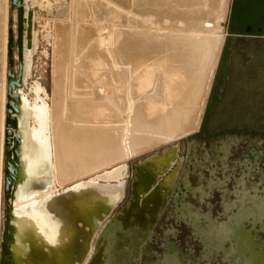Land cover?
I'll use <instances>...</instances> for the list:
<instances>
[{
    "label": "bare ground",
    "instance_id": "bare-ground-1",
    "mask_svg": "<svg viewBox=\"0 0 264 264\" xmlns=\"http://www.w3.org/2000/svg\"><path fill=\"white\" fill-rule=\"evenodd\" d=\"M230 1L72 0L69 21L53 23V33H48L52 39L50 102L40 84H31L29 87L35 91L31 103L41 110V115L40 118L33 116L27 124L24 87L33 75V53L38 42L37 26L34 27L36 15L28 0H24L25 16L28 17L29 11L33 15L30 39L28 22L25 23L23 75L21 85L15 88L20 97V112L16 114L18 128L14 135L21 139L19 180L10 200L15 216L12 221L19 227L13 245L15 261L25 253L24 238L34 240L38 232L29 226L28 230L24 229L30 221L42 226V230L38 229L45 235L38 236L43 242L58 244L63 238L72 239V236H76L78 242L86 239L81 232H75V227H82L80 217L78 226L62 227L63 217L57 212L62 211L61 197L63 201L70 200L65 194H79V216L87 215L93 208L89 206L95 202L91 193L97 192L103 199L98 205L103 203L110 208L119 204L125 196L130 173L134 174L129 163L124 162L199 128L225 40L222 38ZM42 2L31 0L32 4L42 5ZM5 6V0H0V48H4L2 52L7 57V61H3L7 76L11 27L6 22ZM162 7L176 13L159 20L161 12L156 9ZM12 18L17 20V9ZM189 21L193 22L191 26ZM94 26L96 35L92 34ZM13 27L16 28V24ZM16 52L15 59H19L18 49ZM4 82L8 84V79L1 83L3 100L7 95ZM3 100L0 109V206L4 204L7 129L4 111L7 103ZM35 131L41 141L31 136ZM11 138L10 147L15 137ZM153 160L143 166H166L168 159L166 156L156 159L157 162ZM257 186L254 181L252 188ZM143 192L142 189L138 191V197ZM98 225L97 245L90 244L82 264H89L95 249L102 247L121 226L119 220L113 221L100 238L105 223L98 222Z\"/></svg>",
    "mask_w": 264,
    "mask_h": 264
},
{
    "label": "rangeland",
    "instance_id": "rangeland-1",
    "mask_svg": "<svg viewBox=\"0 0 264 264\" xmlns=\"http://www.w3.org/2000/svg\"><path fill=\"white\" fill-rule=\"evenodd\" d=\"M28 3L36 15L34 19V27L37 26L35 27V30L38 43L37 48L33 53V75L28 79L27 85L24 87V92L26 93L24 103L26 107L27 124L30 123L33 116L40 118L41 115V110L37 109L36 105L31 103V99L35 97V91L31 90V87H29L31 84L34 82L40 84L47 93L45 96L46 99L50 102V95L53 87L51 78L52 39L51 36L48 37V33L49 35L53 33V25L55 22L60 23L66 20L69 21L68 9L72 5V0H43L42 5L32 4L31 0H28ZM5 5L4 10L6 13L5 15H7V25L9 24L8 27H12L15 35H17V20H13L12 24L10 23V19L13 17L16 9L10 7V0H5ZM156 10L161 12V14H158L159 20H161L160 18H165L176 13L169 11L167 7L157 8ZM240 15L245 17L244 22L246 24H252L257 28L258 23L263 24L264 22V0L230 1V9L225 24V31L222 30V39L224 40L225 38V40L221 48L222 50L219 55L218 64L214 69L215 73H213L210 83L211 88L217 81L216 73L219 69V64L223 61H221L222 54L224 53L225 55L223 58L224 64L226 61V55L229 53L227 45L229 39L232 37L230 36L229 26L232 22H235ZM14 24H16V28L13 27ZM192 24L193 22H188V25L191 26ZM92 34H97L96 26L92 28ZM2 49L4 48L1 46L0 89H2L1 83L3 84V81L7 80V66L4 63L7 61V57H5V53L2 52L5 50ZM16 51L17 48L14 47L15 64L13 70L15 69V73L18 72L19 60L18 58L15 59V54H17ZM4 84L6 85L5 94H7L8 84L5 82ZM211 88H209L208 91L207 101ZM1 93L0 90V94ZM1 96L2 94L0 95V105L2 104L1 100H3V96ZM5 96L6 99L4 98L5 100L3 101L6 104L9 101L8 96ZM207 101H205L201 122ZM1 107L2 105L0 106V109L2 110ZM6 107L7 106L4 107V111L7 114ZM3 123L5 124V119ZM4 124L3 126L5 128ZM198 131L199 128L188 135L170 141V143H163L164 145L160 144L161 146L158 145L153 147L151 148L153 150L150 149V151L148 150L130 160H127V162H124L129 163L130 169L132 165L137 166V170L132 169L135 174H133L132 177L135 179L139 178L140 182L137 184L138 186H132V182L129 181L131 178L130 173L123 201L120 204L115 203L110 208L107 205L105 206V204L100 203L94 212L95 214H102L105 213L106 210H109L113 213L118 208L128 205L129 200L135 202L128 213L131 217L124 218L127 226L124 227V224L120 221V228H117V231L108 242L110 247L106 249L108 252L107 256L108 259L110 258V262H112L113 259V264H264V222L259 220V218L262 220L264 219V207H262V204L264 205V181L260 184V192L263 193L255 192L252 195V201L254 202L255 199L257 201L254 205L252 203L248 205L249 201H244L245 203H242L240 207H234L233 210L236 211L237 214L235 213V215L231 216L234 220L230 229L232 230L231 233L234 235L232 239H225L221 232H217L218 234L211 235L210 237L206 233L204 234L202 230V224H204V226H209L211 224L208 217L210 212H212L213 218L222 217L218 216L221 215L220 213H223L220 201L223 194L218 191L230 189L232 191L231 193L237 194L238 189L242 188L246 179L247 181L249 179L248 176H244L243 171L255 175L256 180L258 181L261 179V173H264V144H240L238 141H233L231 142V146L234 143L237 147H230V151L223 152L222 150H226L223 142H214L213 147L211 148L216 151L215 158H210L208 162L203 161V163L194 165V168H192L188 166L189 161L187 156L196 149V145L191 144V142L193 139H197L200 136ZM31 136L34 138L39 137L40 141L42 140L41 136L38 135L36 131L31 134ZM49 149V153L51 154V146ZM205 149L207 151L209 148L205 147ZM227 152L232 153L233 156H228ZM166 156L168 159L167 162H165L166 166H158L156 164H149V167L143 166L148 161L154 159L153 162H157L156 159H163ZM194 164L196 163L194 162ZM254 180L252 181L254 182ZM154 185L155 187L157 185V192L151 194L145 202L142 201L137 204L136 200L138 199V191L141 189L146 190ZM186 186H189L190 188L194 187L195 190L193 191L195 193H192V191L190 192V190L188 193L185 188ZM213 193L215 194L214 197H217L215 200H219V203L211 207V203H215L212 201L213 199H211ZM179 194L182 196H179ZM201 194H204L205 198H202ZM175 195H178V200L179 198L182 200L176 202V205H173ZM69 197L70 200L63 201L61 199L63 202L60 201L62 203L61 208L64 209H62L61 212H57V214L63 217L61 223L62 227L68 225L74 228V226L79 225L77 222L80 217L78 198H75L72 195H69ZM231 198L233 199L234 197ZM231 198L226 197V200ZM150 199H153L152 201L154 202V205L149 202ZM2 200L4 201V192H2ZM65 204H67V206ZM174 208L176 209V212L173 211ZM0 209L3 211L4 204L0 206ZM255 211H257V213L261 211L262 214L255 217L253 214ZM179 213L184 214V216L178 215ZM3 215L2 223L4 220ZM132 216H134V219ZM253 219L257 224H253L251 221ZM186 222L189 223L190 226L184 225ZM258 222H260V224ZM151 223L152 225H150ZM26 224L29 225H24V229L28 230L30 227L31 230H36L38 232L33 236L34 240H28L26 237L24 238V242H26L27 245L26 248H23L25 253L18 257L19 264H77L80 259L85 260L87 256V253H85V247L90 238L88 226L86 228L81 227V230L76 229L75 227V232H81V235L86 238L81 242H78L76 236L75 238L72 237V239L70 237L63 238V242H59L58 244L53 242L52 245H55V247L52 249L49 248V251H46L45 245L48 243L40 240L38 236L45 235L43 234V231H40L42 230V226L35 221H30ZM82 224L83 222L81 225ZM194 226L199 227L201 230L200 232L203 233V237L193 233L194 229L192 227ZM38 228H40V230ZM191 231H193V234ZM78 233L75 234L78 235ZM137 235H140V246H138ZM63 236H65V234ZM143 246L144 248H142ZM71 250L75 251V260L71 259L72 257L69 255V251ZM96 257L97 258L90 264H103L106 255L104 253H99ZM163 259L166 260L164 261ZM105 264L111 263H109L108 260Z\"/></svg>",
    "mask_w": 264,
    "mask_h": 264
},
{
    "label": "flooded vegetation",
    "instance_id": "flooded-vegetation-1",
    "mask_svg": "<svg viewBox=\"0 0 264 264\" xmlns=\"http://www.w3.org/2000/svg\"><path fill=\"white\" fill-rule=\"evenodd\" d=\"M244 19L245 17L240 15L237 18V20L235 22H232L229 26L230 36H232L229 39L228 45H227L229 53L226 55V59H225L226 61L224 64H223V61H224L223 58L225 55L224 53L222 54L221 61L222 60L223 61L222 63L219 64V69L216 73L217 81H216V84H214L211 88L210 95L208 97V101L206 105V109L203 114V119L199 127L198 132L200 136L197 139H193L191 142V144L196 145V149L192 151L191 153H189V155L187 156L188 161H189L188 166L192 168H194V165H199L200 163H203V161L208 162L210 158H215L216 151L213 148H211L213 147L214 142L216 143L223 142L224 148H226V150H222L223 152L230 151L229 150L230 147H237V145H235L234 143L231 146V142L233 141H238L240 142V144H249V143L250 144L258 143L259 145L264 144V123L263 124L262 123L261 124H250L249 118L246 117L247 115H249V107L253 103L252 101H249L252 96H250L249 94V90L247 87L248 84H246L245 86L243 85L242 82L239 83L236 80L237 76H241L240 72H243V71L248 72L252 64L248 63L250 61L248 54H246L245 52L243 53L242 50L239 48H235V44H239V46L241 47L242 43H244L245 45L253 44V43L260 45L261 43H264V22L263 24L258 23L257 28H256L252 24L251 25L246 24L244 22L245 21ZM239 54L241 56L243 54L242 59L239 58ZM242 61L244 62L242 65H240L239 63H242ZM205 147L209 148L208 149L209 151L208 150L206 151ZM227 154L230 157L233 156L232 153L227 152ZM194 162L196 164H194ZM132 169L137 170V166L132 165L131 171H133ZM243 174L244 176L245 175L248 176L249 179L248 181L246 179V181L244 182L245 184L242 186V188L238 189L237 194L231 193L232 191L230 189H224V191H218L219 193L223 194L220 199L221 204H222L223 213H220L221 215L218 216V217L220 216L222 217L213 218L212 212H210L208 217H209V221L211 224L209 226L207 225L204 226V224H202L203 225L202 230L204 234L206 233L207 235L211 237V235H215L221 232V234L224 235L223 237H225V239H232V237L234 236L231 233L232 230H230L234 222L231 216L235 215V213L237 214V212L234 211L233 209L234 207H240L242 203H245L244 201H249L248 205H250L251 203L253 204L252 195L255 193V190H253L252 188L253 184L251 183L252 180H254L255 175L244 172V171H243ZM262 175L264 177L263 172L261 173V176ZM255 180H256V176H255ZM129 181L132 182L133 187L134 186L137 187L138 186L137 184L140 182L139 178L135 179L133 177ZM156 187L155 185L151 186L149 187V189L147 188V190H143L144 191L143 193H139L140 196L139 197L137 196L138 199L136 200L137 201L136 203L138 204V203H141L142 201L145 202V200H147L148 197L151 196V194H154L155 192H157ZM185 188L188 193H189V190L190 192L192 191V193H195L193 191L195 190V188H190L189 186H186ZM214 193L212 194L211 199H213L212 201H214L215 203L214 204L211 203V207L219 203V200H215L217 199V197H214L215 196ZM143 194L145 196H143ZM69 195H72L75 198L76 197L78 198L79 196L78 193H69ZM69 195L65 194L64 197L70 198ZM179 196H182V195L179 194ZM201 197L205 198L204 194H201ZM226 197L228 198L234 197V198L233 199L231 198L232 200L231 199L226 200ZM61 199L63 200L64 198L61 197ZM152 200L150 199L149 202L152 205H154V202ZM173 200H174L173 205H176V202L182 199L179 198L178 200V195H175V198ZM59 203H61L60 200H59ZM134 203H135L134 201L132 202V200L131 201L129 200L128 205H126L125 207H120L117 210H115L113 213L110 211H107L102 214H95L94 213L96 210L95 204H89V206L93 208H90L87 215H83V216L80 215L81 220L79 219L81 222H83L82 224L83 226L81 225L83 228H86L87 226L89 227L90 238L87 241V244L85 247L86 248L85 253L88 252L91 243H95V245H97L96 234L99 230L98 222H101V223L104 222L106 225L112 220L113 216L117 215L118 220L124 224V227L127 226V224H125L124 218L131 217L130 214L128 213ZM65 205L67 206V204ZM173 211L176 212V209L174 208ZM178 215L184 216V214H181V213H179ZM132 217L134 219V216ZM251 221L253 222V224H257L254 222V219ZM152 223L150 225H152ZM258 223L260 224V222ZM184 225L190 226L189 223L187 222ZM192 228L194 229V232L191 231V233L193 232L197 235H200V237H203V233L200 232L201 230L199 229V227L194 226ZM139 236L140 235H137L138 246H140ZM109 240H107L106 243L102 247L100 246V248L95 249L93 258L91 259L89 264L92 263V261H94L97 258L96 256L99 253H105L106 249L110 247L108 243ZM48 244L51 245V249L55 247V245H52L51 243H48ZM142 248H144V246ZM45 250L49 251V248H46ZM108 260H109V263L113 264L112 263L113 259H112V262H110V258L108 259L107 254H106V258L103 264L108 262ZM83 261L84 260L80 259L78 264H82Z\"/></svg>",
    "mask_w": 264,
    "mask_h": 264
},
{
    "label": "water",
    "instance_id": "water-1",
    "mask_svg": "<svg viewBox=\"0 0 264 264\" xmlns=\"http://www.w3.org/2000/svg\"><path fill=\"white\" fill-rule=\"evenodd\" d=\"M12 9H17V38H15L14 29L10 28V36L8 43V103H7V114H6V160H5V183H4V227L2 231V254L0 264H19L18 259L15 261L13 245L15 243L16 234L19 233V227L13 224V219L15 218L13 214V205L11 203V198L13 196V189L16 182L19 180V144L20 136L14 135V130L18 128V117L17 113L20 112L18 102L20 97L15 93V88L21 85L22 75H23V47H24V34H25V23L28 22V37H31L32 28V15L33 12L29 11L28 17L25 16V6L24 0H11L10 4ZM13 18L10 20L12 24ZM251 45V44H247ZM14 47L18 49V72L15 73L14 68ZM235 48H239V44H235ZM15 137L14 145L11 146V137ZM92 197L95 198V207L103 199L99 196L97 192L91 193ZM80 197V196H78ZM99 201V202H98ZM109 210H106L107 212ZM113 221H118V216H113L112 220L105 225L100 233V238H102L109 229V226ZM98 226V225H97ZM99 242V239H98ZM44 247V246H43ZM45 248H50L51 245H45ZM51 251V250H50Z\"/></svg>",
    "mask_w": 264,
    "mask_h": 264
},
{
    "label": "crops",
    "instance_id": "crops-1",
    "mask_svg": "<svg viewBox=\"0 0 264 264\" xmlns=\"http://www.w3.org/2000/svg\"><path fill=\"white\" fill-rule=\"evenodd\" d=\"M242 45L240 49L242 50L243 53L245 52L246 54H248V57L250 59L248 63L249 64L251 63L252 66L250 67V70L248 72H244V71L240 72L241 76H237L236 80L239 83L242 82L243 85L245 86L246 84H248L247 87L249 90V94L250 96H252L251 97L252 99L250 98L249 101H252L253 103L249 107V115L246 116L247 118H249L250 124H261V123L263 124L264 123V43H261L260 45L253 43L250 46L242 43ZM242 57L243 54L242 56L239 54V58L242 59ZM243 62L244 61H242V63L239 64L242 65ZM263 180H264L263 175L261 176V179L259 181L254 180L256 184H258L256 188L255 187L253 188V190L254 189L256 190V193L260 192L261 190L260 184L262 183ZM251 183L253 184V181ZM255 202H257L256 199L253 202V205ZM262 207H264L263 204ZM253 214L256 217L262 213L261 211H259L258 213L257 211H255ZM263 216H264V210H263ZM259 220L264 222V219L262 220L261 218H259ZM69 252H70L69 255L72 257L71 259L75 260L76 259L75 251L71 250Z\"/></svg>",
    "mask_w": 264,
    "mask_h": 264
}]
</instances>
